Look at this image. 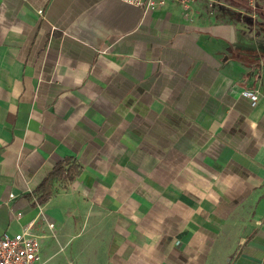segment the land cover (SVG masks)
Here are the masks:
<instances>
[{"label": "crops", "instance_id": "crops-1", "mask_svg": "<svg viewBox=\"0 0 264 264\" xmlns=\"http://www.w3.org/2000/svg\"><path fill=\"white\" fill-rule=\"evenodd\" d=\"M216 3L0 0V235L35 221L40 264L56 241L93 264H264V57Z\"/></svg>", "mask_w": 264, "mask_h": 264}, {"label": "built area", "instance_id": "built-area-1", "mask_svg": "<svg viewBox=\"0 0 264 264\" xmlns=\"http://www.w3.org/2000/svg\"><path fill=\"white\" fill-rule=\"evenodd\" d=\"M128 3L153 10L164 6L168 0H124ZM184 7H189L194 0H178ZM217 2V0H209ZM255 5V0H250ZM243 95L249 97L253 103L259 99L258 90L246 88ZM41 219H46V214L41 213ZM36 222L27 224L21 232L10 234L4 232L0 235V264H40L41 259V238L42 236L34 230ZM50 229L54 228L53 221H47Z\"/></svg>", "mask_w": 264, "mask_h": 264}, {"label": "rangeland", "instance_id": "rangeland-1", "mask_svg": "<svg viewBox=\"0 0 264 264\" xmlns=\"http://www.w3.org/2000/svg\"><path fill=\"white\" fill-rule=\"evenodd\" d=\"M206 1V0H203ZM217 5H226L227 8L240 7L242 12L240 14L242 27L241 32L251 39L252 45L260 46V50L251 52L249 55L257 57H264V0H255L253 5L250 0H219ZM257 50V48H254ZM243 54V53H242ZM74 246V241L54 244L49 249V257L46 253V258L50 259L47 264H93L91 255L84 254V249H81V255L77 254ZM101 261H98L100 264Z\"/></svg>", "mask_w": 264, "mask_h": 264}, {"label": "trees", "instance_id": "trees-1", "mask_svg": "<svg viewBox=\"0 0 264 264\" xmlns=\"http://www.w3.org/2000/svg\"><path fill=\"white\" fill-rule=\"evenodd\" d=\"M79 172L80 165L73 158L59 161L35 189L36 201L40 204L44 203L51 197L54 185L58 180H72Z\"/></svg>", "mask_w": 264, "mask_h": 264}]
</instances>
